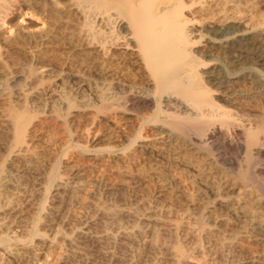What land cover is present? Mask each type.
<instances>
[{
    "label": "bare ground",
    "instance_id": "obj_1",
    "mask_svg": "<svg viewBox=\"0 0 264 264\" xmlns=\"http://www.w3.org/2000/svg\"><path fill=\"white\" fill-rule=\"evenodd\" d=\"M251 1L0 0V142L6 158L15 156L29 164L30 158L38 156L37 132L53 135L57 129L67 136L69 149L75 146L95 157L94 147L78 141L80 119L87 118L82 129L85 141L92 140L94 128H103L106 131L99 133L110 145L101 152L128 159L137 149L144 158L182 176L183 184L174 178L170 190L178 192L173 187L182 184L202 199L197 206L194 194L186 197V193L187 200L182 197L185 204L190 198L188 202L197 206L190 207L197 208L191 216L194 225L190 218L192 227L185 220L188 204L183 217L170 214L168 243L158 238L164 216L149 211L142 217L132 208L125 211L136 219L132 225L113 223L114 227L101 231H95L97 219L91 217L77 219L69 230L64 229V218H59L60 223L49 224L48 234L33 223L30 238L10 237L0 230V264H7L6 255L20 261L24 254L32 255V264L50 263L45 258L59 239L73 248L81 236L133 243L138 235L148 236L146 247L166 251L170 264H210L205 257L209 254H201L210 244L214 250L219 246L228 251V256L229 250H245L250 264H264V18L252 19ZM110 119L118 122L117 134ZM117 141L121 145L115 147ZM57 160L46 173V192L55 187L60 196L73 201L78 181L62 178L61 160ZM3 168L0 165V178ZM39 206L40 214L45 206L43 202ZM98 208L99 218L122 212ZM188 237L193 241L185 248ZM36 246L48 248V256ZM232 258L229 263L225 260L241 264Z\"/></svg>",
    "mask_w": 264,
    "mask_h": 264
},
{
    "label": "rangeland",
    "instance_id": "obj_2",
    "mask_svg": "<svg viewBox=\"0 0 264 264\" xmlns=\"http://www.w3.org/2000/svg\"><path fill=\"white\" fill-rule=\"evenodd\" d=\"M249 1H251V0H249ZM253 5H254V8H253ZM251 8H252L251 12L254 14L253 15L251 13L252 19L254 21H258V19L260 20V19L264 18V0H252L251 1ZM258 14L259 15L261 14V16H259ZM255 18H257V20ZM44 69H46V68L44 67L41 70L44 71ZM67 83L68 82L66 81L65 86H66V88L69 89L70 84L68 83V87H67ZM81 119H80V123L82 125L79 123L81 129L79 128V130L77 131V132H79L78 133V135H79L78 141H80V143L84 142L85 144L88 145L89 148L92 147L91 149H93V147H94V149L97 150V151H93L97 155L95 157L92 156L91 153L90 154L80 153L75 146H72V147L70 146V149H69V147H68L69 143L67 140V136L60 129H57L56 132L54 131L53 135H52V131L47 132L46 130H43V132H42V130H39V132H37L38 138L35 139V142H36L35 143V145H36L35 149L36 150L35 149L34 150H35V152H37L36 154L38 156L39 155L40 156H39V158H38V156L30 158V160H32V161H28V163L30 162L29 164H27L26 161L23 159L22 160L20 158L17 159L18 157L16 158L15 156L14 157L9 156L8 158H6V155L4 154V153H6V150L2 147V144L0 142V144H1L0 145V165H3V167H4L3 172H2L3 179H1L2 177L0 178V181H1L0 182L1 183L0 184V203H3V205H4V207H3L0 204V206H2V207H0V208H2L1 209L2 212L0 210V212H1L0 218L3 217L4 211L9 210L7 213L5 212L4 218L0 219V221H1L0 222L1 233L3 232L4 235L9 234V236L11 234H13V237L17 236V238L20 237L22 239L27 238V237L30 238L29 226H32L33 223H37L38 230H41V233L48 234L50 232V225L54 226L55 222H56V224L60 223L61 221H59V220H61L62 218H64L63 219V222H65L64 226H67L66 228L64 226L63 227H64V229L68 228V230L70 228H72V226L75 225L77 219H79V220L85 219V218L88 219L89 217H91L93 219V221H96V219H97V221L94 222V224H93V226H95L94 228H96V230L93 228V230H95V231H101V229H103V228L104 229L105 228L110 229V228L115 226L114 224L117 225L118 223L119 224L121 223L124 226H130L134 223L135 218L130 216V215L128 216V214H125L126 213L125 211L127 209H128L127 211H129V209L131 210V208H132V210L136 209L135 212L137 213V215L139 214L138 216H142L143 213L145 216L149 211L151 213H155L158 216L160 215L159 216L160 218L162 216H164L165 218H163V219L161 218L164 221V223L161 225L162 229H161V226L159 227L158 231H160V230H162V231H160L161 233L158 232L160 235L158 238L161 239V237H163L164 241L163 240L160 241V239H159V241L161 243H162V241H163V243H165V242L168 243L169 239H170L169 231L171 230L170 229L171 228L170 219H171L172 214L175 212L176 214L178 213L177 214L178 216L180 215V217L181 216L183 217V213H184V209H185L184 207H186L185 205L188 204L187 206L189 208L191 206L197 207L202 202V199H200V197H197L194 194L195 191H194V189H191L192 187H189V189H190L189 190L187 186L182 185L183 180L180 178L181 175L179 173L175 174L174 171L169 170L167 168V166H165V164H161V162L151 160L150 158H149L150 159V161H149L148 157L145 156V158H144V156L137 149H135L134 152L132 153L133 156H130V158H128L129 160L126 158L123 159V158H120V157H117L114 155L111 156V154L108 155V153L101 152L103 149H105V147H107V145H110V142H108L109 140H107L106 136H102V134H100L101 132L103 133L106 130H103V128L100 129V128L96 127V130H98V131H96L94 128V130H92V134H91L92 138L90 137V139H92V140H89V138H88L86 140L87 141L86 142L85 141L86 137L83 134L84 131L82 129H83V124L85 125L86 122H88V121L86 120L87 118H83L86 122L83 119L82 120ZM115 120L116 119H110L109 122L112 123L111 124L112 128H114L113 132L115 134H117V131H119L120 128L118 129V122L117 121L115 122ZM115 126H116V128H115ZM49 134H51L52 136L50 137ZM37 135H36V137H37ZM49 138H50V140H49ZM94 138H95V140H94ZM53 139H54V141H53ZM104 139H106L107 141ZM106 142H108V144ZM66 143H68V144L66 145ZM113 143H111V146L112 145L114 146L115 143H116L115 147H118L117 145H119V146L121 145V143L118 141L115 142L114 144ZM62 146H63V148H65V147H68V148L63 149ZM58 147H60V148H58ZM56 149H58V150H56ZM4 150H5V152H4ZM64 150L66 152H64ZM61 151L63 153H61ZM50 152H51V154H50ZM56 152L57 153L59 152L60 154L58 153L59 154L58 155ZM100 152L102 154H100ZM64 153H65V155H64ZM78 153H79V155H78ZM3 156H5L6 161L3 160V158H4ZM60 157H61V159H60ZM92 157H94V158H92ZM57 159L59 161L61 160L60 164H59V167H60L59 172H61V174H62L61 177L64 179L66 178V179H70L73 181H76V180L78 181L75 184V185H78L77 186L78 190L76 192L78 194H76L77 196L75 197V199L70 198L73 201H68L69 198L66 195L60 196V192L58 194V191H60V190H56L55 187H52V188L50 187L53 192L50 190V188L48 189V192H46L47 190L45 189V185L46 184L48 185V182L46 179V173H47V171L49 172V170L51 169V166H53L54 162H56ZM95 159H97V160H95ZM99 159H101V160H99ZM162 166L164 167V170L166 172L161 168ZM158 171H159V173L161 172L162 174L160 173L158 175V173H157ZM170 171H171V173H170ZM164 172L166 173V176L163 175ZM169 173L172 174L173 178L171 176H169ZM167 174H168V177H167ZM161 175H163V176H161ZM159 177L160 178L162 177V179L160 180ZM163 177H164V179H163ZM166 177L168 179H170V181L168 180V182H167ZM178 177L181 180H179ZM171 178H172V180H171ZM174 178L175 179L177 178L176 180L179 181V183H182L181 185L177 184L180 187H177V186L173 187V189L175 188V191L182 193L181 198H180V195L178 192H174V190H170V189H172L171 185H173V182L176 181ZM173 179H174V181H173ZM164 181H165V183H164ZM166 182H167V184H166ZM169 182H171V185H170L171 187L168 185ZM77 183H79V184H77ZM179 188H182L184 190H181ZM186 188H187V190H186ZM171 191L174 192L175 194L174 193L172 194ZM45 192L47 194H45ZM54 192L56 193V196H55ZM176 193H178V194H176ZM186 193L188 194L187 196H186ZM189 193H191V195L194 194L192 198L193 199L195 198L194 199L195 203H198L197 206H196V204H193V202L190 203L192 200H190V202H188L190 198H188V201L186 202L187 204H185V199L187 200V198H185L184 195L186 197H188V196L190 197ZM57 196H58V198H57ZM61 197H62V200H60ZM182 197L185 199L183 200ZM43 198L44 199L46 198V199L44 200ZM42 202H43V208L45 206V208H44L45 210L42 209L41 213L39 214L40 211L38 208H40L39 205H41ZM8 203H11L12 205L9 206L10 204H8ZM170 204H172L173 208L170 207L171 206ZM175 204H176V206H175ZM162 206L164 207V210H163ZM165 206H168V208L166 209ZM8 207H10V208L14 207V208H11V210H10ZM97 207H100L101 209H102V207L103 208L106 207L107 209L112 207L114 209H121L122 212L118 213L115 217H109L108 216L109 218H107V216L106 217L103 216V218L102 217L99 218L100 215L97 212ZM193 207H192V209L191 208L188 209V211H189V212H187L188 215L185 217L186 222L189 218H190L189 221H193V217L195 215L193 211H195V212L197 211V208L195 210ZM100 208H98V210ZM149 208H151V209H149ZM37 210H38V212H37ZM47 210H49V211H47ZM50 210H51V212H50ZM156 210H158V211L160 210V211L157 212ZM166 210H168V211H166ZM49 212H50V214H49ZM167 212H169V213L167 214ZM51 213L53 214L54 219L51 218V216H52ZM37 214H39V218L36 217ZM42 214L45 217L44 219H46L45 221L43 218L42 219L40 218V217H43ZM170 214H171V216H169ZM48 215L50 217H48ZM192 215H193V217H191ZM34 218L38 219V220H42L43 222L42 221L39 222L38 220H35ZM59 218H61V219H59ZM191 218H192V220H191ZM103 219H106V220L108 219V221L107 222L105 220L103 221ZM165 220L167 222H165ZM2 221L4 222L3 224H2ZM50 221H52L53 224ZM135 221H136V219H135ZM189 221L187 222L188 226L192 227V225H190L191 223H189ZM45 222L48 224H46ZM99 222L101 225L98 224ZM193 223H194V221L192 222V224ZM47 225L49 226V228ZM108 226H110V228ZM166 226H168L169 229ZM226 228L229 229V227H226ZM48 229H49V232H48ZM228 229H226L227 233L230 232V229H229V231H228ZM7 230H8V233H7ZM166 230L168 231V233ZM226 230H225V232H226ZM4 231H6V232L4 233ZM14 234H15V236H14ZM167 235L169 237H167ZM143 236H144V238H143ZM10 237H12V235ZM85 237L83 236V239H82V236H81V238H77L78 241L77 240L76 241L78 243L80 242L81 245L78 243L76 244V242H75L74 243L75 245L74 244H73L74 246L72 245L73 248L70 245L67 246V244H65L63 241H60V239H59L58 240L59 243L62 244L61 242H63L65 249H63L64 248L63 245H60L59 243H57L58 242L57 241L56 245H58V244L59 245L57 247H55L56 245L53 246V248L51 247L52 250H50V251H52V252L50 254L48 253L49 252L48 248H47V250H45L46 248L42 247L43 249H41V247L36 246L39 249H41L42 253H45V254L48 253L49 254V256H48V254L45 255V257L48 256L45 258V260L49 259L50 263H47L48 261L46 260L47 262L46 263L44 262L42 264H53V263L58 264V262H60L61 264H126V263H129V264H158L157 262H159L160 264H170L169 258L166 254L167 253L166 251H164V250L160 251L161 248L156 247L157 250L159 251L158 252L156 249H154L155 247L151 249V248H148L145 246V244L148 240L147 235L146 236L145 235L136 236L133 240V243L132 242L128 243L127 240H124L122 238H121L122 240L119 239L121 241H119L117 239L118 241L116 240L117 241L116 242V241H113L112 239H108V238H102V240H100V239H95V238L88 237V236H87L88 238L87 237L85 238ZM187 239H189V240H186L187 244H183V243L182 244L185 248L186 247L190 248L192 242L189 243V241H191V240L193 241V239H191V237H188ZM104 241L106 243H104ZM134 241H135V243H134ZM130 243H132V244H130ZM140 244H141V246H140ZM131 245L134 246L133 250H131L133 253L131 251H129L130 249H132V248H130ZM60 246H62V248ZM133 246H131V247H133ZM213 246L215 247L214 244L212 246L210 244V246H207L206 248L203 247V248H205V250L202 248L204 252H201V254H203V253L209 254L207 256H205L206 254L205 255L203 254V256L206 257V260L208 259L207 261L210 264H220V262H221V264L222 263L225 264L227 262L229 263V261H230L229 259H231L232 257L234 259H236L237 261L241 260L240 261L241 264L242 263L243 264H250L249 263L250 255H249V253H246L245 250L241 251L243 253H241L240 251L235 252L237 250H234V251L229 250L232 255L228 256L227 255L228 251L219 250L218 249L219 246L217 247V245H216L217 248L214 250ZM118 247H120V248H118ZM211 247H213V248H211ZM69 248L73 249V252H72V250L70 252V253H72L71 255H70V253L68 254V251H70ZM141 248H142V250H141ZM207 248H209V249L207 250ZM39 249L34 248L35 251H38ZM53 249L55 252L53 251ZM58 249H61V250L58 251ZM103 249L105 250V252ZM143 249H145V250H143ZM211 249L214 251L211 252L212 251ZM111 250H112V252H111ZM126 250H128L129 252ZM223 251H225V252L223 253ZM76 252H77V254H76ZM103 252H104V254H103ZM209 252H211V253H209ZM148 253L151 255H149ZM237 253H238V255H237ZM56 254H57V256H56ZM152 254L154 256H152ZM201 254L200 253H198V254L194 253L193 255L195 257L197 256V258H205L203 256H200ZM221 254H223V256ZM4 255H6V254H3V256ZM24 255H23V257L20 256V257H22L20 259V261H19L18 257H15L13 259H12V257L9 258L8 255H6L8 257H6V256H4V257L6 258L7 264L8 263L12 264V262H13V264H23V263L32 264L31 262L34 261L32 258V255L31 254H30V256H28L29 254H24ZM58 255H60V256H58ZM54 256H56V257H54ZM209 256H211L215 260ZM220 256H222V257H220ZM225 256H226V258H224ZM239 256L241 258H245V257L246 258L241 259ZM26 257L27 258L29 257L28 260L32 259L31 262H30V260L27 261ZM57 257H59V259H56ZM218 257H219V261H218ZM54 258L57 260V262H55L56 260ZM62 258H63V260H62ZM11 259H12V262H11ZM125 259L129 260V262ZM220 259L223 261H221ZM225 259H227V262ZM7 260L10 261L11 263L8 262ZM21 260H22V262H21ZM23 260H25V261H23ZM51 260H52V262H51ZM152 260H154V261H152ZM155 260H157V261H155ZM209 260H210V262H209ZM125 261H127V262L125 263Z\"/></svg>",
    "mask_w": 264,
    "mask_h": 264
}]
</instances>
